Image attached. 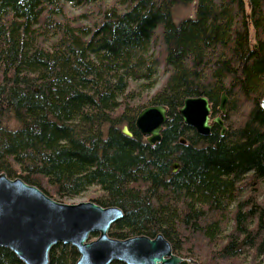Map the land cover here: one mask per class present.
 I'll return each instance as SVG.
<instances>
[{
	"label": "trees",
	"instance_id": "1",
	"mask_svg": "<svg viewBox=\"0 0 264 264\" xmlns=\"http://www.w3.org/2000/svg\"><path fill=\"white\" fill-rule=\"evenodd\" d=\"M100 2L0 0V173L61 202L97 186L89 200L125 213L110 236L162 233L180 264H264V0ZM95 3L91 24L69 13ZM201 95L225 135L185 124ZM156 104L169 119L150 144L136 118ZM78 258L57 243L49 264ZM0 264L25 263L1 246Z\"/></svg>",
	"mask_w": 264,
	"mask_h": 264
},
{
	"label": "water",
	"instance_id": "2",
	"mask_svg": "<svg viewBox=\"0 0 264 264\" xmlns=\"http://www.w3.org/2000/svg\"><path fill=\"white\" fill-rule=\"evenodd\" d=\"M227 102L228 96L223 92L219 106L222 114L227 112ZM260 106L264 110V97ZM179 113L185 124L204 136L211 134L215 123L222 127V134L226 132L223 119L212 116L211 103L204 95L186 98ZM168 119L167 106L149 105L139 112L136 128L150 144H156L162 139ZM123 132L133 136L127 125L123 126ZM181 141L186 142L183 138ZM179 166L175 162L173 171ZM121 216L118 207L101 206L91 200L57 201L22 178L0 173V247L12 249L25 264H49L50 251L57 243L77 249L76 264H110L114 260L127 264L181 263L183 258L173 252L170 241L162 233L154 238L110 236L112 224ZM93 233L98 235L90 239Z\"/></svg>",
	"mask_w": 264,
	"mask_h": 264
},
{
	"label": "rangeland",
	"instance_id": "3",
	"mask_svg": "<svg viewBox=\"0 0 264 264\" xmlns=\"http://www.w3.org/2000/svg\"><path fill=\"white\" fill-rule=\"evenodd\" d=\"M114 0H102V2H100V6L102 8L108 7L111 5V3ZM69 7V13L72 15H80L82 13L85 12V14H89L88 17H85L84 21L87 24H91L92 20L95 17H99V12L97 11V5L96 4H89L87 6H73L72 4L68 5ZM196 13V4L195 3H191L189 6L187 7H179L175 10V18L176 20H181L185 17H190V16H194ZM152 51H154V47H152ZM158 77V81H157V85L155 86V88L152 90L155 91L164 81V76H160L159 74L157 75ZM99 193L98 191V187L97 186H92L90 187L84 194L81 195H77L74 197H68L64 199V202L66 203H78L81 201H88L90 196H94L95 194ZM96 238L95 235H92L90 237V239H94Z\"/></svg>",
	"mask_w": 264,
	"mask_h": 264
},
{
	"label": "bare ground",
	"instance_id": "4",
	"mask_svg": "<svg viewBox=\"0 0 264 264\" xmlns=\"http://www.w3.org/2000/svg\"><path fill=\"white\" fill-rule=\"evenodd\" d=\"M96 4V3H95ZM97 5V4H96ZM188 97H195V96H188ZM187 97V98H188ZM185 100H186V98H185ZM185 100H184V102H185ZM220 116V115H219ZM227 130V129H226ZM226 133V132H225ZM221 134H222V132H221ZM222 135H225V134H222ZM95 202V201H94ZM97 203V202H96ZM99 204V203H98ZM99 205H101V204H99ZM101 206H103V205H101ZM107 207V206H106ZM109 207H118L119 209H121V212H122V216L117 220V221H119L120 219H122L123 218V216H124V211H123V209L121 208V207H119V206H116V205H111V206H109ZM116 221V222H117ZM115 222V223H116ZM114 224V223H113ZM92 235H95L96 237H97V233H93ZM158 234H156L155 236H149V235H145V236H148V237H151V238H154V237H156ZM135 236H137V235H135ZM131 237H133V236H131ZM124 239V238H123ZM114 261H118V260H114ZM114 261H112L110 264H112ZM119 262H123V261H119ZM127 264V263H126Z\"/></svg>",
	"mask_w": 264,
	"mask_h": 264
}]
</instances>
